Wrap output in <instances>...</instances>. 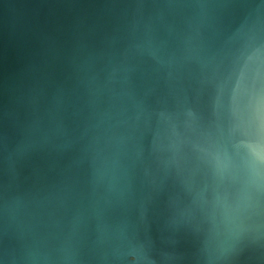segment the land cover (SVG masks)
<instances>
[{"label":"water","instance_id":"95a60500","mask_svg":"<svg viewBox=\"0 0 264 264\" xmlns=\"http://www.w3.org/2000/svg\"><path fill=\"white\" fill-rule=\"evenodd\" d=\"M261 46L264 0H0V264H264V176L192 148Z\"/></svg>","mask_w":264,"mask_h":264},{"label":"snow or ice","instance_id":"6c2138e0","mask_svg":"<svg viewBox=\"0 0 264 264\" xmlns=\"http://www.w3.org/2000/svg\"><path fill=\"white\" fill-rule=\"evenodd\" d=\"M212 111L216 131L227 137L231 154L218 148L210 150L199 143L192 144L193 150L206 158L218 177L242 166L251 183L258 185L259 178L264 176V46L234 60L227 81L217 85ZM160 116L169 119L166 112ZM186 116L188 127H200L201 117L196 111L189 108ZM130 259L132 264H144L143 257L135 253Z\"/></svg>","mask_w":264,"mask_h":264}]
</instances>
